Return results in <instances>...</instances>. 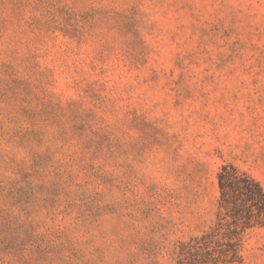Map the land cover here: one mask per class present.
I'll return each instance as SVG.
<instances>
[{
	"label": "rangeland",
	"instance_id": "1",
	"mask_svg": "<svg viewBox=\"0 0 264 264\" xmlns=\"http://www.w3.org/2000/svg\"><path fill=\"white\" fill-rule=\"evenodd\" d=\"M225 163L264 188V0H0V264H177Z\"/></svg>",
	"mask_w": 264,
	"mask_h": 264
},
{
	"label": "trees",
	"instance_id": "2",
	"mask_svg": "<svg viewBox=\"0 0 264 264\" xmlns=\"http://www.w3.org/2000/svg\"><path fill=\"white\" fill-rule=\"evenodd\" d=\"M217 221L202 234L180 242L177 264H240L245 232L264 228V188L260 181L232 163L218 174Z\"/></svg>",
	"mask_w": 264,
	"mask_h": 264
}]
</instances>
